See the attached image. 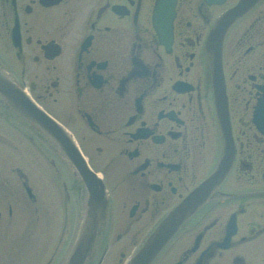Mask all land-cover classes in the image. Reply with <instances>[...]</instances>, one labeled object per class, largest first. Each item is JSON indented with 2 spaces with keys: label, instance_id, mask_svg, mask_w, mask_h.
Returning <instances> with one entry per match:
<instances>
[{
  "label": "flooded vegetation",
  "instance_id": "af4514ba",
  "mask_svg": "<svg viewBox=\"0 0 264 264\" xmlns=\"http://www.w3.org/2000/svg\"><path fill=\"white\" fill-rule=\"evenodd\" d=\"M244 2L0 0V67L69 133L101 180L92 189L106 192V203L94 202L106 213L87 264H130L216 173L147 264H264V131L255 122L264 97V0L229 20ZM11 116L0 98V131L12 127ZM49 142L57 147L47 160L58 200L78 230L90 191ZM6 163L0 157L3 170ZM4 191L0 219H10ZM0 264H12L9 252L0 251Z\"/></svg>",
  "mask_w": 264,
  "mask_h": 264
},
{
  "label": "rangeland",
  "instance_id": "374dc122",
  "mask_svg": "<svg viewBox=\"0 0 264 264\" xmlns=\"http://www.w3.org/2000/svg\"><path fill=\"white\" fill-rule=\"evenodd\" d=\"M11 119L12 127L1 128L0 131L7 137L5 139L0 136V145L10 146L5 149V153H0L2 162H7L6 169L0 167V186L5 190L4 195L11 194L14 211L10 219L6 217L0 219V223L3 224L0 227L2 230L0 244H7L0 245V251L2 254L9 252L13 256L12 264H46V257L48 258L59 245L58 257L53 264H60V260L63 262L68 255L76 228H73L75 218L64 215L63 204L58 200L55 171L47 160L48 155H54L41 147L49 144L36 130L27 126L25 131H22L25 133L22 136L18 131L19 119L13 115ZM42 141L45 145H41ZM16 169H20L23 176L27 177L28 184L38 198L37 201L33 202L26 196L19 178L21 174ZM1 187L0 191H3ZM22 191L27 200L19 202L23 196ZM60 191L62 193V187ZM14 197L19 203H15ZM72 212L73 207L70 214ZM20 258L25 262H19ZM109 264L113 262L110 261Z\"/></svg>",
  "mask_w": 264,
  "mask_h": 264
},
{
  "label": "water",
  "instance_id": "95a60500",
  "mask_svg": "<svg viewBox=\"0 0 264 264\" xmlns=\"http://www.w3.org/2000/svg\"><path fill=\"white\" fill-rule=\"evenodd\" d=\"M257 0H245L240 6H238L229 20H233L238 14L246 11ZM216 35V34H215ZM214 35V37H215ZM213 37V38H214ZM211 37V41H212ZM214 61L216 58L212 55ZM0 95H2L8 105L20 116L26 118L33 123L36 127L43 130L49 136L54 138L63 151L70 155L72 159L79 164L76 158V149L67 133L62 131L57 126L49 121L46 115L30 101V99L23 93V91L10 79V77L0 70ZM80 167V165H78ZM219 173H216L213 177L207 180L199 189H197L191 197L184 202L176 211H174L166 221L156 230L144 248L140 251L137 257L134 259L133 264H147L155 254L161 249L165 242L170 238L172 233L177 229L181 221L186 218L197 206V203L201 198L205 196L203 190L212 188L217 181ZM91 202H95L93 198ZM101 208L92 210L90 208L87 220L85 221L79 237L72 249L66 264H84L87 257L92 253L94 242L96 238L98 223Z\"/></svg>",
  "mask_w": 264,
  "mask_h": 264
}]
</instances>
